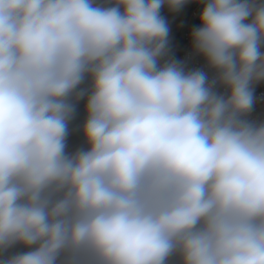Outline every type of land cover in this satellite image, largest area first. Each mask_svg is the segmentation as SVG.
Wrapping results in <instances>:
<instances>
[{"label": "clouds", "instance_id": "1", "mask_svg": "<svg viewBox=\"0 0 264 264\" xmlns=\"http://www.w3.org/2000/svg\"><path fill=\"white\" fill-rule=\"evenodd\" d=\"M188 2L0 0V264H264V0H203L211 78Z\"/></svg>", "mask_w": 264, "mask_h": 264}, {"label": "built area", "instance_id": "2", "mask_svg": "<svg viewBox=\"0 0 264 264\" xmlns=\"http://www.w3.org/2000/svg\"><path fill=\"white\" fill-rule=\"evenodd\" d=\"M203 8V0H194L187 14L183 18L182 22H177L176 26L180 29L175 31L169 45L168 56L176 61H183L188 70L202 68L209 77L213 75L212 71L207 69L205 61L201 56L194 55L191 48L190 33L193 28L200 26L199 15ZM223 91V89H219ZM255 105L253 111L250 114V119L264 120V83L255 85L254 87Z\"/></svg>", "mask_w": 264, "mask_h": 264}, {"label": "rangeland", "instance_id": "3", "mask_svg": "<svg viewBox=\"0 0 264 264\" xmlns=\"http://www.w3.org/2000/svg\"><path fill=\"white\" fill-rule=\"evenodd\" d=\"M193 2L194 0H189V2L185 4L177 12H171L167 6L162 7L160 14L166 20L168 27H169V37H168L169 45L172 44L171 41L173 38L174 30L177 31L180 29L179 26L181 25V23H179V25L176 26L177 22L179 21L182 22V20H184L183 18L187 14ZM84 105H85L84 100H81L77 104L75 118L69 123V126H68L69 134H68L67 141H66V144H67L66 151L69 153L75 151L76 149L80 147H86L82 134L80 132V127L86 116V113L84 111ZM27 250L28 249H25L22 246H16L15 248L10 249L6 253H0V260L4 259L5 257L15 252H22V251H27ZM173 260H175V258Z\"/></svg>", "mask_w": 264, "mask_h": 264}, {"label": "bare ground", "instance_id": "4", "mask_svg": "<svg viewBox=\"0 0 264 264\" xmlns=\"http://www.w3.org/2000/svg\"><path fill=\"white\" fill-rule=\"evenodd\" d=\"M173 259L170 261V264H178V259L177 258H175V260H173Z\"/></svg>", "mask_w": 264, "mask_h": 264}]
</instances>
